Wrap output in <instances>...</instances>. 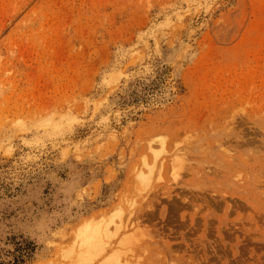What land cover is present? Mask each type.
Returning <instances> with one entry per match:
<instances>
[{"label":"rangeland","instance_id":"1","mask_svg":"<svg viewBox=\"0 0 264 264\" xmlns=\"http://www.w3.org/2000/svg\"><path fill=\"white\" fill-rule=\"evenodd\" d=\"M105 218L90 264H264V0H0V264Z\"/></svg>","mask_w":264,"mask_h":264},{"label":"bare ground","instance_id":"2","mask_svg":"<svg viewBox=\"0 0 264 264\" xmlns=\"http://www.w3.org/2000/svg\"><path fill=\"white\" fill-rule=\"evenodd\" d=\"M69 123L76 121V119L69 115L67 116ZM64 120H52L51 118L41 120L36 123L35 131L37 133H46L47 136H52L54 133H61L64 128ZM37 143L40 140L38 134H36ZM30 143V142H28ZM111 225L114 229L119 230L121 223H115L114 220L102 219V221H86L81 224L76 232L75 245L73 250V257L78 264H90L93 259L99 255H102L108 245V241L111 237ZM76 246V247H75Z\"/></svg>","mask_w":264,"mask_h":264}]
</instances>
